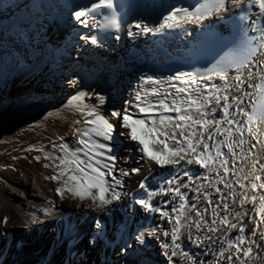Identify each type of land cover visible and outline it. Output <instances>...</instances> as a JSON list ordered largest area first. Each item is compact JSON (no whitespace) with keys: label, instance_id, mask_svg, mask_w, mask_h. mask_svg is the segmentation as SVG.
<instances>
[{"label":"bare ground","instance_id":"bare-ground-1","mask_svg":"<svg viewBox=\"0 0 264 264\" xmlns=\"http://www.w3.org/2000/svg\"><path fill=\"white\" fill-rule=\"evenodd\" d=\"M206 1L135 0L123 13L119 26L104 38L101 31L105 21L100 16L89 14L82 18L86 23L76 19L75 12L87 11L78 0H73L67 7L58 0H0V100L5 98L10 102L6 116L9 119L2 120L1 124L13 119H27L17 114L35 95L52 97L60 103L84 93L95 103L99 89L104 88L114 101H119L111 106L114 110L95 111L113 123V139L91 136L92 141L113 149L105 155L115 157L109 161L105 156H95L91 161L95 165V160H101L112 166L111 175L104 178L105 187L111 185L105 193V199L109 201L106 204H101L98 199L93 201L90 195L81 199L65 190L61 198L56 192L69 174L79 175L72 170L75 165H62L68 170L60 181L49 179L60 171L56 167L59 165L56 158L65 156L55 144L56 135L73 141L71 151L84 147L78 144L80 136L75 130H90L94 126L85 121L94 117L86 113L80 123L61 120L52 123L50 132L24 136V141H30L32 145L35 143L33 138L50 144L38 150H27L26 156L15 160L3 176L8 185L0 192V264H111L112 259H120L118 264H239L235 258L228 260L229 255L234 256L235 249L227 247L239 237L245 239V248L252 249L246 264H264V222L255 210L259 208L264 190L253 192L249 188L248 194L255 195L257 200L255 204L243 207L233 203V197L228 195L234 190L237 193L234 199L241 198L239 194L243 190L236 184L237 176L246 184L264 182V124H251L253 132L247 131V117L257 91L249 85H258L264 80V34L255 40L251 56L242 62L209 74H197L187 55L199 40L201 30L215 25L221 35L226 33V23L243 5L251 2L225 0L226 10L215 12L217 4L209 10L213 14L199 23L180 19L184 10L206 14L195 10ZM173 13L177 19L168 22L180 23L181 27L159 32L146 30L159 27ZM91 39H96L97 43H91ZM218 73H222L223 78ZM237 76L244 80L239 88ZM213 85L220 89V95L229 96V111L244 128L242 145L234 143L241 139L235 131L232 137L217 135L214 141H206L212 145L213 155L219 150L229 160L230 175L225 179L233 184L232 190L219 183L216 171H208L195 163L188 164L187 159L193 154L177 165L161 167L149 161L140 151L142 146L138 141L131 139L130 128L123 126L122 115L111 116L113 111L120 109V101H123L122 114L144 119L151 126L149 115L158 123L160 115L175 117L176 113L165 112L158 106L150 114L140 113L134 107L137 93L142 101L146 97L151 102L167 96L166 102L171 106L173 96L184 95L177 93L178 88L206 95V86L208 91H213ZM153 89L159 95H153ZM170 93L172 95H168ZM249 93L253 95L250 97ZM236 97L238 100H234ZM141 106L147 104L141 103ZM99 107L104 106L100 104ZM34 115L38 114L28 116ZM220 115L218 109L215 116L219 118ZM222 126L228 127L226 122H222ZM220 141L222 145L216 148ZM166 142L173 146V141ZM227 143L234 144L235 155L229 153ZM154 147L162 148V145ZM84 150L90 155L105 151L98 148ZM46 155L51 159H45ZM77 155L87 161L83 152ZM213 167L223 175L219 160ZM101 171L107 172V169L101 168ZM245 176L247 180H243ZM255 176H260L261 181H255ZM75 183L69 181L68 187ZM177 187L183 200L175 191H170ZM217 188L221 191L217 192ZM113 190L118 194L116 198H113ZM91 192L99 195L95 188ZM141 199L150 207L137 203ZM181 203L185 205L184 211L195 205L192 207L195 214L192 221L185 225L181 223L178 239L173 244L171 236L163 233H171L175 221L169 223L162 212L180 215L173 209L179 208ZM224 203L229 205L227 211L216 207ZM214 208L219 215L214 214ZM197 210L203 216L199 229L196 227L200 218L196 216ZM237 213H240L238 217ZM223 215L237 223V228L225 229L223 225H216L217 231H208L214 226L212 220L218 221ZM5 217L7 223L2 222ZM181 219L183 221L182 216ZM80 230L82 233L77 235ZM67 243L77 247V252H70ZM166 244L169 247H165ZM222 250L223 255H218ZM42 257H45L43 261Z\"/></svg>","mask_w":264,"mask_h":264},{"label":"snow or ice","instance_id":"snow-or-ice-1","mask_svg":"<svg viewBox=\"0 0 264 264\" xmlns=\"http://www.w3.org/2000/svg\"><path fill=\"white\" fill-rule=\"evenodd\" d=\"M239 2V0H237ZM252 4H255L264 11V0H251ZM112 8L113 4L111 0H100L99 3L93 4L87 11L81 10L75 12V17L81 23H86L82 18L89 15L91 12H95L100 8ZM222 10H226L225 0H218V6L214 9L215 12L219 13ZM180 11V10H177ZM212 11L207 12L204 15L194 14L184 10V16L180 17L181 20H188L189 22L199 23L207 16L212 15ZM177 19L176 13H173L171 16L166 17L163 23L159 24V27L153 29H146L148 31H163L166 28L171 29L173 27H181L180 23H169V20L175 21ZM112 26L118 27L115 20L111 21ZM140 27V25H137ZM91 43L96 44V39H91ZM223 78L222 73H218ZM236 80L238 81L237 88L244 84V80L241 77L237 76ZM195 83V81H192ZM213 91H208V87L206 86L205 92L206 95L201 93H196L194 90H188L185 88H178L177 93H183V96H173L171 100V106L167 101L168 97L165 96L163 99H159L156 102L141 100L140 93H137L136 100L137 103L134 107L139 109L140 113L150 114L152 113L154 107L158 106L162 108L165 112H175V117L168 115H160L159 122L152 118L149 115V119L151 120V126L144 119H133L131 114H122L121 112L113 111L111 116L120 117L122 115L123 118V126L130 128V136L134 141H138L139 145L142 147L140 151L144 153V156L147 157L149 161L154 162L161 167L166 165H177L180 161L185 160L189 154H193L192 158L187 159L188 164H197L202 168L207 169L208 171H216L217 176H219V183L223 184L225 188L230 190L233 189V184L227 181L225 178L230 175V169L228 167L229 160L225 157V154L221 151H216L215 155L210 151L212 145H210L206 141H214L217 135H227L228 137L233 136V132L235 131L241 139L235 141V144L242 145L243 144V135L244 128L241 127V122L237 121L234 116L231 115L229 109L231 108V104L229 103V96L227 94L220 95V89L216 88L215 85L211 86ZM249 87L259 88V85H249ZM153 95H159L155 89L152 90ZM84 93H80L75 99L77 101L82 100L84 97ZM168 95H172L171 93ZM250 97L253 95L252 93L248 94ZM234 100H238V97L234 98ZM223 101V103H222ZM100 102L103 103V98H100ZM141 103H146L147 106H141ZM186 105V107H185ZM215 105V107H213ZM253 107H256V101L253 100ZM220 110L221 115L219 118L215 116L217 110ZM243 111V110H241ZM87 115L90 117H94L93 119L86 120L85 123L89 125H93L90 130H81L77 128L75 131L79 134L80 138L78 139V144L83 145L84 147H77L74 151L69 152V146L67 144H62L59 147L65 152V156L63 158L57 157L59 159V165H56L57 168H60L61 165H75L72 169L74 172L79 173V175H69L67 180H64L61 187L56 189V192L63 198L65 190L71 192L73 196H79L83 199L86 195H90L93 199L99 200L101 204H106L109 201L105 199V193L109 191L111 185L105 187L106 181L105 176L111 175L112 166L109 164L103 163L101 160H95V165L91 162L95 156H105V158L109 161L114 160L115 157L112 155H105V152H112V148L103 143H97L91 140V136L94 134L95 136L102 137L104 140L113 139V131L114 125L109 122V119L104 115H100L99 113L89 110ZM209 116H212V119H208ZM248 127L247 131L249 134L253 132V128L250 126L253 123L252 116L249 115L247 117ZM222 122H226L228 125L227 128L222 126ZM76 123H80L77 121ZM190 126H198L191 127ZM190 128V130H189ZM168 129H172L171 132ZM211 129V130H210ZM179 130V131H177ZM205 133L207 136L205 137ZM87 137V139H85ZM164 137V139H161ZM168 140L173 141V146H169L166 142ZM156 145H162V148H155ZM229 153L235 155V148L233 143L226 144ZM55 147V145H54ZM85 148L91 149H103L105 151L101 152H93L91 155L88 151H85ZM83 152L84 156L87 157V161L81 159L77 153ZM71 156V159L68 157ZM39 159V157H37ZM45 159H51L50 156L46 155ZM220 161V167L223 168V175H220L219 171L213 167L215 162ZM45 167H49V165H45ZM235 168V164L232 166ZM101 168L107 169V172L101 171ZM87 169V170H86ZM67 168H60V171L53 176H50L49 179L60 181L62 177H64ZM90 170V171H88ZM136 171H139L138 169ZM235 175V173H231ZM115 180V177H113ZM207 179V177H205ZM248 177L245 176L243 180H247ZM254 180L259 182L261 181L260 176H255ZM69 181H75V185L72 187H68ZM118 184L119 181H116ZM237 186L243 190L241 194V198L236 201L234 198L237 193L233 190L230 191L228 195L233 197V203H238L241 207L245 204H255L257 197L255 195L250 196L248 194V189L250 188L253 192L264 190V182L257 184L256 182L246 184L244 183L239 176H237L236 180ZM143 188L144 185L141 184ZM97 189L99 195H93L91 189ZM170 191H175V193L181 197L183 200V194L180 193L179 187L170 189ZM217 192L221 190L219 188L216 189ZM118 196L117 193L113 190V198ZM261 203L258 209H255L257 215L260 216L262 222H264V216H261V213H264V196L260 197ZM137 203L141 204L145 208L150 207L149 203L144 200H138ZM212 202L209 200V204ZM192 207H195L193 205ZM217 208L223 207L225 211L228 210L229 205L224 203L223 205L217 204ZM185 205L183 203L180 204L179 208H174L173 212H178L180 215L170 216L167 211L162 212V215L168 217L169 223H172L173 220L175 224L172 228L171 233L164 232V236H171L172 243L175 244L178 239V232L181 225V216L184 215ZM207 211V209H205ZM215 215H219L213 209ZM240 213H237V217ZM196 216L200 217L203 220V216L199 210L196 211ZM237 217H233L236 219ZM3 223H7V217L2 221ZM207 223V221H204ZM212 227L208 228V231L215 232L218 230L216 225H223L225 229L231 228L236 229L237 223H233L232 220L229 219L228 215L220 216L219 220H212ZM201 223L197 222V229L201 228ZM241 232L243 228L239 229ZM245 239L243 237H239L234 242H230L228 244V249H235L234 256L229 255L228 260H233L235 258L239 264H246L247 258L250 256L252 249L250 247L245 248ZM165 247H169V245H165ZM176 253L173 252V255ZM223 255V253H221Z\"/></svg>","mask_w":264,"mask_h":264},{"label":"rangeland","instance_id":"rangeland-1","mask_svg":"<svg viewBox=\"0 0 264 264\" xmlns=\"http://www.w3.org/2000/svg\"><path fill=\"white\" fill-rule=\"evenodd\" d=\"M77 96L78 95H74L59 103L55 98H41L40 96L35 95L32 102L24 105L23 109L17 114L18 116L27 117V119H13L2 124V120L8 118L6 116L9 112L10 102L5 98L0 100V192H3L4 188L8 185V183L4 181L3 176L9 172L15 160L24 158L29 149L38 150L41 146L43 147L50 144L49 141L42 142L33 138L34 140H32L35 143L32 145L30 141H24V136L26 134L30 133L38 136L42 131L50 132L53 129L52 123L57 124L61 120L71 121L74 124H77L76 122L81 121L89 110H114L111 106L119 102L114 101L111 96L108 95V92H105L104 88L99 89V97L95 103L90 102L86 95H84L82 100L77 101L75 99ZM101 97L103 98V103L100 102ZM122 102L123 101H120V109H117V112H120L122 109ZM100 104L104 107H99ZM38 112L41 113L39 114ZM31 113H36L38 115L28 116ZM56 137L55 144L57 147L62 144H67L69 146V152H71L73 141L67 140L64 137H59L58 135H56ZM60 150L63 152V155H65V152L61 148ZM60 168H62V165ZM194 214V209L191 206L187 207L182 216L183 221L181 219V223H184L183 225H185L190 222V220L192 221L194 219V217H192ZM200 219L201 218H199V222H203V220ZM81 231L82 230L77 232V235H80V233H82ZM136 238L137 237L134 236V239ZM66 246L69 248L70 252H77V247L71 246L68 243ZM102 253L104 252L102 251ZM44 258L45 257H42L41 261H43ZM112 262L113 263L111 264H118L120 263V259H112Z\"/></svg>","mask_w":264,"mask_h":264}]
</instances>
